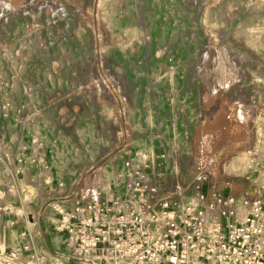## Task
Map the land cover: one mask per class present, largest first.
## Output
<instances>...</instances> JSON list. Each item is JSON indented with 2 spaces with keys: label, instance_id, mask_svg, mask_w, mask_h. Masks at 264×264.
<instances>
[{
  "label": "rangeland",
  "instance_id": "rangeland-1",
  "mask_svg": "<svg viewBox=\"0 0 264 264\" xmlns=\"http://www.w3.org/2000/svg\"><path fill=\"white\" fill-rule=\"evenodd\" d=\"M38 1L0 0V158H19L26 183L0 189V241L5 209L35 231L50 203L71 205L103 167L114 173L117 155L125 178L135 171L176 208L199 184L236 198L243 215L255 202L264 209V0H123L116 28L104 0ZM139 28L159 33L148 55L129 43Z\"/></svg>",
  "mask_w": 264,
  "mask_h": 264
},
{
  "label": "built area",
  "instance_id": "built-area-1",
  "mask_svg": "<svg viewBox=\"0 0 264 264\" xmlns=\"http://www.w3.org/2000/svg\"><path fill=\"white\" fill-rule=\"evenodd\" d=\"M123 183L83 186L70 207L53 204L77 264H264L262 203L243 215L236 198L196 184L192 202L176 208L135 171Z\"/></svg>",
  "mask_w": 264,
  "mask_h": 264
},
{
  "label": "crops",
  "instance_id": "crops-1",
  "mask_svg": "<svg viewBox=\"0 0 264 264\" xmlns=\"http://www.w3.org/2000/svg\"><path fill=\"white\" fill-rule=\"evenodd\" d=\"M19 162L20 159L15 156L0 158V189L4 190L5 192H7L6 190H9L8 192H10V189H7L8 187H11L15 191V193L24 192L26 189L25 188L26 183H24L25 172L22 173L20 172V170L19 171L17 170V165L20 164ZM35 173L33 177H35ZM9 175H12V179H10V181L9 179L7 180L5 179L6 177H9ZM27 178L29 180L30 175H27ZM35 184L33 183L31 185V183L27 182V185H31L33 187ZM35 189L37 192L40 190L39 183L37 184ZM54 203H58V202L55 201ZM59 204H62L66 207H70L73 203L71 205H66L63 203H59ZM5 210H9V212L6 213L7 215L6 221L7 223H9V226H8V234L5 233L4 235L3 233L2 235V240L5 242L6 246L3 247L4 249L0 247L1 248L0 257L3 255L2 257L9 261L10 260L18 261L15 264H29L27 261L28 257L30 258V256L33 254L34 256L43 255L44 264H77L78 263L77 260L72 258L68 252L66 246L67 236L66 233L58 227L59 215L54 210L53 204L51 205L50 203V210L45 215L43 214L38 217L36 221L37 223L36 231L33 230V225L35 223L34 219H32V222L29 220L27 223L25 218H23L24 214H18L15 210H11V209H5ZM11 213L15 214V219L13 221H11V216H10ZM19 232H21V236L17 234ZM23 233L24 235H22ZM26 241L30 244L29 248L23 247ZM13 251L16 252L17 257L16 256L13 257L10 255L12 254L10 252ZM34 256H31V258L33 259ZM2 263L7 264L0 261V264ZM33 264H39V263H33Z\"/></svg>",
  "mask_w": 264,
  "mask_h": 264
},
{
  "label": "bare ground",
  "instance_id": "bare-ground-1",
  "mask_svg": "<svg viewBox=\"0 0 264 264\" xmlns=\"http://www.w3.org/2000/svg\"><path fill=\"white\" fill-rule=\"evenodd\" d=\"M69 1H71V2H74L75 4H77V5H80V0H69ZM122 1L123 0H104V2H103V5H104V10H105V14H106V16H107V19H108V22L110 23V25L111 26H113V27H115L116 28V26H118L119 25V21H118V19H116L117 18V14H119L120 13V7H121V3H122ZM40 4H41V7H43L42 5H44L45 4V2L46 1H38ZM66 1H62L61 3H60V7L62 8V9H65V5H66V3H65ZM239 2V1H238ZM243 2V1H242ZM257 2V1H256ZM260 2V1H259ZM101 3V2H100ZM217 3V2H216ZM227 3H228V1H227ZM232 3V2H231ZM249 3V2H248ZM247 3V4H248ZM1 4V3H0ZM230 4V3H229ZM228 4V5H229ZM240 4V3H239ZM252 4V3H251ZM32 5V4H31ZM30 5V6H31ZM138 5V4H137ZM211 5H212V3H211ZM237 6V5H236ZM255 6V5H254ZM244 7V6H243ZM257 7V6H256ZM259 7V6H258ZM245 8V7H244ZM250 9V8H249ZM255 9V8H254ZM260 9V8H259ZM245 11V10H244ZM248 11V10H247ZM246 12V11H245ZM251 12V11H250ZM92 12H91V9L90 8H87L86 9V11H85V17H87V18H92V14H91ZM125 13V12H124ZM256 13V12H255ZM257 14V13H256ZM140 15V14H139ZM248 15V14H247ZM140 17V16H139ZM258 19H260V18H258ZM107 21V20H106ZM256 21V20H255ZM142 22V21H141ZM259 22V21H258ZM135 24L136 25H139V22H135ZM262 24V23H261ZM134 24H133V22H129V26H130V29H131V27L133 26ZM108 26V25H107ZM261 27V26H260ZM136 28V27H135ZM257 28V27H256ZM264 28V27H263ZM262 28V29H263ZM144 29V28H143ZM142 29V30H143ZM126 30V29H125ZM133 30V29H132ZM139 30V32L134 36H130L129 37V43H133V42H136L137 43V45L138 46H140L141 48H143V50H146V52H147V55L150 53V51L152 50V48H153V46L155 45H159V41H155L154 40V38H157L158 36H159V33H157V32H153V33H151V37L150 36H148L147 35V33H142L141 31V29L139 28L138 29ZM253 30H255V29H253ZM257 30V29H256ZM251 31V30H250ZM248 32V31H247ZM257 32V31H256ZM259 32V31H258ZM127 33V32H126ZM136 33V32H135ZM205 33V32H204ZM42 35V34H41ZM246 35V34H245ZM258 35V34H257ZM256 35V36H257ZM243 36V35H242ZM242 36H241V34H240V37L242 38ZM128 37V36H127ZM232 37V36H231ZM244 37V36H243ZM247 37V36H246ZM245 37V38H246ZM42 39V38H41ZM127 39V38H126ZM254 39V38H253ZM39 40V39H38ZM215 40V39H214ZM233 40V39H232ZM241 40V39H240ZM249 40V39H248ZM41 41H43V40H41ZM234 41V40H233ZM252 41V40H251ZM236 43V42H235ZM256 43V42H255ZM124 44V43H123ZM251 44V43H250ZM249 44V45H250ZM218 45V44H217ZM221 45V44H220ZM239 45V44H238ZM248 45V46H249ZM257 45V44H256ZM223 46V45H222ZM227 46V45H226ZM240 46V45H239ZM239 46H237V47H239ZM254 46V45H253ZM214 47V46H213ZM229 47V46H228ZM234 47V46H233ZM251 47V46H250ZM219 48V47H218ZM224 48V47H223ZM217 49V48H216ZM225 49V48H224ZM245 49V48H244ZM131 50V49H130ZM220 50H222L221 48H220ZM226 50V49H225ZM230 50V49H229ZM232 50V49H231ZM233 50H234V48H233ZM235 50H236V47H235ZM251 50V49H250ZM217 51V50H216ZM244 51V50H243ZM255 51V50H254ZM215 52V51H214ZM223 52V51H222ZM240 52V51H239ZM263 53H264V51H262ZM244 53V52H243ZM254 53V52H253ZM234 54V53H233ZM237 54V53H236ZM256 54H258V53H256ZM216 55V54H215ZM219 55V54H218ZM223 55H224V53H223ZM230 55H232V54H230ZM248 55V54H247ZM264 55V54H263ZM123 56L124 57H128V54L126 53V51L124 50V54H123ZM222 56V55H221ZM243 57H245V56H243ZM247 57V56H246ZM261 57V56H260ZM219 58H221V57H219ZM233 58V57H232ZM223 59V58H222ZM228 59V58H227ZM258 60H260V58L258 59ZM220 61V60H219ZM229 62V61H228ZM232 62V61H231ZM236 62V61H235ZM260 63H261V61H260ZM221 67V66H220ZM261 67V66H260ZM54 69V68H53ZM222 69V68H221ZM260 69V68H259ZM263 71V70H262ZM171 71H169V73H170ZM174 72V71H173ZM242 73V72H241ZM172 74V73H171ZM218 75V74H217ZM264 75V74H263ZM261 77V76H260ZM219 78V77H218ZM245 78V77H244ZM256 78H258V77H256ZM221 79V78H220ZM260 79V78H259ZM256 81V80H255ZM253 82V81H252ZM258 82V81H257ZM170 83V82H169ZM249 83V82H248ZM218 84V83H217ZM225 84V83H224ZM226 84H228V83H226ZM156 85V84H155ZM159 85V84H158ZM221 85V84H220ZM171 86V85H170ZM173 86V85H172ZM207 86V85H206ZM223 86H225V85H223ZM222 86V87H223ZM227 86V85H226ZM229 86V85H228ZM231 86V85H230ZM221 87V88H222ZM229 88V87H228ZM67 91V90H66ZM254 92H256V91H254ZM204 95H208V93L207 94H204ZM173 96V95H172ZM171 96V97H172ZM206 96H204V97H206ZM173 100V99H172ZM177 110V109H176ZM264 116V115H263ZM175 117V116H174ZM258 117V116H257ZM254 118V117H253ZM238 119H239V117H238ZM250 119V118H249ZM260 121V123L262 122L263 123V120H264V118L262 117L261 119H259ZM254 121V120H253ZM240 122V121H239ZM255 122V121H254ZM241 123V122H240ZM248 123H250V122H248ZM250 127V126H249ZM263 127V126H262ZM245 129H246V127H245ZM249 129V128H248ZM260 133V132H259ZM258 138H256V140H257ZM254 142V141H253ZM259 147V146H258ZM171 148V147H170ZM169 150V149H168ZM153 152V151H152ZM151 152V153H152ZM152 155V154H151ZM253 155V154H252ZM118 156V155H117ZM117 156H115V160H114V183H112V182H110V176L109 175H111L109 172H107V170H106V168L105 167H103V169H102V175H100V177L98 178V180H97V182H96V184L98 185H108L107 186V188H109L112 192L113 191H119V190H121V191H123V187H122V182H123V180L125 179V173L124 172H122V171H120V167H118V162H117ZM142 156V155H141ZM244 158V157H243ZM139 159L141 160L142 158H140L139 157ZM175 159V158H174ZM227 163V162H226ZM233 167V166H232ZM24 171H27V168H26V170H25V168H24ZM101 171V170H100ZM172 171H173V174H174V176H175V178L178 176V175H176V166H174L173 168H172ZM130 173V172H129ZM116 174H118L116 177H115V175ZM173 178V177H172ZM49 182V181H48ZM111 184V186L109 187V185ZM115 184V187H113V185ZM96 185V186H97ZM22 193V192H21ZM30 195V194H29ZM194 195V194H193ZM25 196V195H24ZM32 200V198L31 197H26L25 199H24V212L30 207V201ZM5 201V200H4ZM38 208V207H37ZM240 212L242 213L243 212V208H241L240 207ZM35 212V214H38V210H35L34 211ZM26 216V215H25ZM54 226V225H53ZM55 227V226H54ZM36 231V230H35ZM59 235V234H58ZM11 236V235H10ZM9 236V237H10ZM52 236H53V234H52ZM12 238V237H11ZM54 239V238H53ZM54 242V241H53ZM0 244L2 245V247H5L6 245H5V242L1 239V241H0ZM1 249V248H0ZM12 250V249H11ZM1 253V252H0ZM20 255V254H19ZM3 256V255H2ZM5 256V255H4ZM7 256V255H6ZM3 260V259H2ZM1 260V258H0V261L1 262H3ZM41 260V259H40ZM5 261V260H4ZM14 262V261H13ZM3 264V263H2Z\"/></svg>",
  "mask_w": 264,
  "mask_h": 264
}]
</instances>
